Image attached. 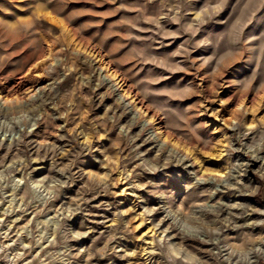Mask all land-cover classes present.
<instances>
[{"label": "rangeland", "instance_id": "rangeland-1", "mask_svg": "<svg viewBox=\"0 0 264 264\" xmlns=\"http://www.w3.org/2000/svg\"><path fill=\"white\" fill-rule=\"evenodd\" d=\"M0 104V264L264 249V0H0Z\"/></svg>", "mask_w": 264, "mask_h": 264}, {"label": "bare ground", "instance_id": "bare-ground-1", "mask_svg": "<svg viewBox=\"0 0 264 264\" xmlns=\"http://www.w3.org/2000/svg\"><path fill=\"white\" fill-rule=\"evenodd\" d=\"M2 107H3V104H0V109H2ZM200 179L203 180V181H207V179H205L204 176H201ZM210 179H216L217 180V179H221V178H217L215 176H210ZM159 224L161 226L162 225L167 226L166 230L169 231L172 234V235H170V234L169 235H170L171 240L173 241V245L177 246V250H178L179 253L182 252L181 250L185 246V240H183V237H182V234H181V230H179L176 233H173V232L170 231V228H171V227H169L170 218H169L168 215H163V217L159 221ZM95 225H98V223L95 222ZM189 238L191 240L189 242L190 243H195L197 245L198 252L201 253V254H205L206 255V259H211L212 260V258L214 259L216 257H221V252L220 251H218V253L216 255H214V253L212 252L210 247L213 248L214 245L208 244V242L202 241L199 238H197V236H194V235L190 236ZM241 251H242L241 254L243 255V257L240 260V262L241 263H245V264H254L256 257L258 255H260V254H264L263 242L260 239H255V240L252 239V240H250V243L248 245H246V246L241 248ZM223 252L226 253L227 259L230 260V258L232 257V251L228 252V249L224 248ZM185 256L187 257L188 255L185 254ZM194 260L196 261V259H194ZM198 263L202 264V263H200V261H198Z\"/></svg>", "mask_w": 264, "mask_h": 264}]
</instances>
